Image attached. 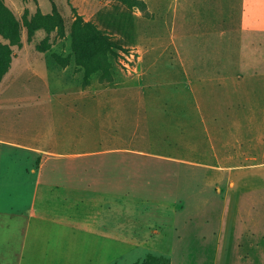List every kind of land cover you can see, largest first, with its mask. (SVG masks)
Instances as JSON below:
<instances>
[{"label": "rangeland", "instance_id": "1", "mask_svg": "<svg viewBox=\"0 0 264 264\" xmlns=\"http://www.w3.org/2000/svg\"><path fill=\"white\" fill-rule=\"evenodd\" d=\"M252 81L264 0H0V264H264Z\"/></svg>", "mask_w": 264, "mask_h": 264}, {"label": "crops", "instance_id": "2", "mask_svg": "<svg viewBox=\"0 0 264 264\" xmlns=\"http://www.w3.org/2000/svg\"><path fill=\"white\" fill-rule=\"evenodd\" d=\"M37 73L40 76H42L43 79L45 78L44 79L45 81H47V70L46 69L44 68L37 69ZM256 85H260V82L259 81L242 82L232 92V96L234 99L240 98L242 101V104L240 105V107L236 106V108L231 111L233 115L230 116L229 118L232 121H237L239 119L242 121L243 119H247L249 117L259 118V115H261V117H264V102L260 103V99L264 97V90L258 89ZM226 95H227L226 101H227V105L229 108V102H230L229 95L230 94L227 93ZM260 96L262 97L260 98ZM244 101H247L250 103H255L257 101L256 109L250 103L247 107H245Z\"/></svg>", "mask_w": 264, "mask_h": 264}]
</instances>
